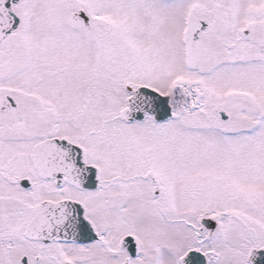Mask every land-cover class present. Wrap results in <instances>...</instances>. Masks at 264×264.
I'll return each mask as SVG.
<instances>
[{
	"label": "snow or ice",
	"instance_id": "snow-or-ice-1",
	"mask_svg": "<svg viewBox=\"0 0 264 264\" xmlns=\"http://www.w3.org/2000/svg\"><path fill=\"white\" fill-rule=\"evenodd\" d=\"M0 264H264V0H0Z\"/></svg>",
	"mask_w": 264,
	"mask_h": 264
}]
</instances>
